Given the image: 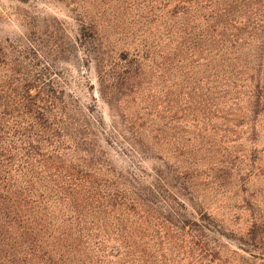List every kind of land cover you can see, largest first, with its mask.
Returning a JSON list of instances; mask_svg holds the SVG:
<instances>
[{
  "label": "trees",
  "instance_id": "16d2710c",
  "mask_svg": "<svg viewBox=\"0 0 264 264\" xmlns=\"http://www.w3.org/2000/svg\"><path fill=\"white\" fill-rule=\"evenodd\" d=\"M91 2L95 23L170 48L171 136L153 151L120 115L145 59L110 60L92 21L108 126L55 69L0 48V264H264V0Z\"/></svg>",
  "mask_w": 264,
  "mask_h": 264
},
{
  "label": "rangeland",
  "instance_id": "374dc122",
  "mask_svg": "<svg viewBox=\"0 0 264 264\" xmlns=\"http://www.w3.org/2000/svg\"><path fill=\"white\" fill-rule=\"evenodd\" d=\"M91 1L0 0V41H8V44L1 45V53L11 57L18 51L26 55L34 65L43 64L55 69L65 82L66 92L77 98L80 105L87 107L94 116L101 117L108 126L110 116L115 113L100 98L95 64L83 62V50L85 47L90 49L88 43L91 40L80 36V21H92L100 34L102 50L108 53L110 60L116 61L121 54H128L130 59L137 52L140 57H144L145 60L141 59V76L131 83L136 94L121 103L118 111L128 120L145 124V132L141 137L146 146L153 151L157 147L165 149L163 143L155 145L156 140L154 142L152 138L157 136V139L163 141L172 132L169 123L174 74L170 66V48H157L160 39L155 31L141 37H133L131 34L124 36L114 23H95L98 20L94 17L95 10ZM160 56L166 59V65L162 64ZM148 114V120H134ZM259 144H264V133L259 136ZM105 148L117 168L127 165V158L117 149ZM158 165L150 157L142 163L147 171ZM217 206L212 205L213 209Z\"/></svg>",
  "mask_w": 264,
  "mask_h": 264
}]
</instances>
